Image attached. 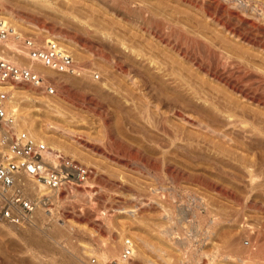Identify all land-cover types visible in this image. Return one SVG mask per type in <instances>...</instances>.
I'll return each mask as SVG.
<instances>
[{
  "label": "rangeland",
  "instance_id": "rangeland-1",
  "mask_svg": "<svg viewBox=\"0 0 264 264\" xmlns=\"http://www.w3.org/2000/svg\"><path fill=\"white\" fill-rule=\"evenodd\" d=\"M146 1L160 8L165 18L174 17L178 30L184 25V32L192 31L187 36L179 32L175 39L165 26L156 38H140L157 49L163 64L159 73L167 71L172 57L178 60L175 68L194 74L160 41L169 39L196 58L211 60L193 42L203 37L218 57L209 60L210 65L224 68L226 61H235L225 73L264 92L262 85L236 69L238 64L255 65L258 73L264 72V0H190L191 5ZM45 2L52 8H45ZM126 2L5 0V13L15 19L14 24L8 20L13 35L42 43L57 41L84 70L81 77L42 72L53 78V97L28 84L13 86L20 91L14 97L20 123L25 119L30 129L37 123L47 143L76 145L77 160L92 168L87 180L92 195L86 198L80 188L77 196L62 192L42 207L43 215L35 214L20 228L0 221V264H89L93 254L103 263L118 258L125 238L143 254H132V264H143L145 256L163 264L155 258L154 248L164 249L172 261L184 258L188 264H264V134L193 109L185 118L173 115L171 105L183 98L154 75L145 76L116 42L143 35L126 21ZM0 52L21 66L30 64L26 58L15 60L5 46ZM202 78L205 94L221 103L229 101L230 91L209 84L211 80L201 73L191 81L200 88ZM237 104L242 107L238 111L243 109L264 131V111L243 100ZM24 226L31 227L26 237L19 234ZM166 230L173 236L163 238ZM182 242L187 244L184 251ZM109 243L115 254L105 250ZM191 252L207 257L195 260Z\"/></svg>",
  "mask_w": 264,
  "mask_h": 264
},
{
  "label": "bare ground",
  "instance_id": "bare-ground-1",
  "mask_svg": "<svg viewBox=\"0 0 264 264\" xmlns=\"http://www.w3.org/2000/svg\"><path fill=\"white\" fill-rule=\"evenodd\" d=\"M176 1H179L184 5H191L192 4L190 0H176ZM124 4L125 3H123V5ZM43 6L45 8H52L51 5L49 3H46V2H45V4H43ZM124 8H125L124 11H125L126 21L129 23V25L138 29V31L141 32L143 35H140L138 37L135 35H131V37L129 39L118 38L116 42H117V44H119L121 49H123L124 53L128 54L127 58L130 60V62L142 67V69L144 70L145 76H148L149 73L152 76L154 75L153 77L160 80L161 85L170 86L171 90L174 93L178 94L181 99L183 98V100L175 102L173 105H171V112L173 115H175L177 118H183V117L185 118V115L188 113H192L189 111H192V109H193L196 112H202V113H206V114L213 115V116H222L226 119V122H227L226 124H228V125H243V127L249 126V128L251 129V131L253 133L264 134V131H262L259 128H256L257 126H254L255 123L253 124L250 121L251 119L249 120L246 117L247 115L245 116V111L243 109L241 111H238L239 108H242L241 105L237 104L238 100H243L246 103H249L250 105L256 106L257 109L264 111V92L258 93L257 90H255L253 88V86L243 85V83L239 82L236 79H233L232 76L225 73L224 69L227 68L226 66H229L230 63H234L235 61L230 62V60L228 59L230 62L228 64V61H226V59H225V61L227 63L224 64L225 62L223 61L224 62L223 64L225 66L224 68L221 67L223 65H217L216 63H215V65H210V61L213 59V57H214V61L216 58L218 59V57L216 55V52L211 50V48L213 47L212 43L211 42L209 44L206 43L207 40H205L203 37H201L202 40H200V41L195 40L193 42H194V44L197 45L198 49H200L199 47H201L202 49L204 48L206 53L209 56H212L211 60L209 58H204V57L203 58H196L195 57L196 55L194 56V54L191 51L189 52V51L183 50L181 45H179L178 43L171 44L169 42V39H167L166 41L165 40L160 41V43L165 45V47L171 49V51H173L175 53V55H174L175 57L180 59L182 62L189 64L190 68L194 69L193 70L194 74L189 75L188 70H185L182 67L175 68L174 64H176V61H178V60H175V58H172V57H169V59L171 61L169 62L170 64H169V68H167V71L165 73H159V72L163 71L162 70L163 64L160 60L157 59L158 54L155 53V51L157 49L155 50V48H153L151 44H143V42L140 41V38L143 36L150 38V39L156 38L158 36L157 34H161L162 27L166 26L165 29H167V31H173L174 32L173 37L176 39L177 35L184 32L183 31L184 25H182L180 27L181 29L178 30L177 29L178 23L173 20L174 17H172V19H170L171 17L165 18V15H162V13H161L162 11L160 10V8L152 7L146 0H137V1L136 0H127ZM6 9L7 8L5 5V0H0V19L4 20L6 23L9 22L8 20H10L12 22V24H14L15 19L11 15H9V13H5ZM61 14L65 15V16L73 17L74 19H78L71 12H63ZM160 16H162L165 19V21L160 20L159 19V18H161ZM263 21H264V19H263ZM164 23H166V24H164ZM8 25H9V23H8ZM259 29H261V27H259ZM184 33L183 34L185 36H187L188 34L192 33V31L189 33V31L186 30ZM16 34H18V36L21 37V35L19 33H16ZM193 35H194V33H193ZM170 36H168V37H170ZM159 37H161V35ZM180 38H182V37L180 36ZM180 40H182V39H180ZM36 41L39 43H42L38 40H36ZM7 42H9V43H7ZM47 42L45 41L44 43H47ZM171 42H173V41H171ZM215 45H217V44H215ZM4 46H5V51H9L15 55L14 56L15 60L18 58H23V59L26 58L30 62L29 66H26V67H31L33 70L38 72L39 75L45 77L44 75H42V72L49 75L51 73L50 71L58 74V72L53 71L47 67H44L39 62L33 61L30 58V56L22 49L20 41H18L17 38L15 39V37L13 35H12V38H10L9 40H7L6 42L3 43V45L0 47V49L3 48ZM188 50H189V48H188ZM206 53H205V56H206ZM1 54L2 53L0 52V57H2ZM203 54H202V56H203ZM223 55L225 56V54H223ZM261 56H262V54H261ZM221 58H222V56H221ZM226 58H228V57H226ZM9 60L12 61V59H9ZM219 60H221V59H219ZM73 61H74V59H73ZM74 63L77 67H79L80 73L79 74H73V75L67 74V75L81 77L84 74V72H83L84 70L75 61H74ZM16 64L21 65L19 62H17ZM150 67H151V69H150ZM228 69H230V68H228ZM236 69L239 70L240 72H242V75H248L250 78L257 81L260 85L263 86V89H264V72L262 74L258 73V69L255 67V65H252L251 67H246V66L243 67V66H240V64H238L236 66ZM226 72H227V70H226ZM124 73L128 75V73H126V71H124ZM200 73L202 75H204V77H205L204 79H210L211 80L209 84H211V83L212 84H214V83L220 84L223 87H225L226 90L230 91L229 93L231 96H230L229 101H225V103H221L218 100L214 99L213 97L211 98L210 96L205 94L203 92V87L205 85L206 80H203V78L201 81H199V87L200 88H197L196 85L191 81V77L196 78V75L200 74ZM59 74H63V73H59ZM45 78H47V80L52 82V79H53L52 77H45ZM21 84H28V83L19 82V81L0 82V90L6 89L9 92L7 107L10 109L16 110L18 116H19V111L17 108H15L16 103H15L14 97L20 91L18 92L16 90L17 88L14 87L13 85H21ZM28 85H29V87H32V88L38 90V92L42 93L43 95H45L47 97H53V96L46 95L38 87H36L32 84H28ZM17 120H18V118H17ZM21 120H22L21 121L22 124L20 123V120H18V122L16 124L17 128L19 130H26L29 134H31L35 138L45 142L49 147L59 149L61 151L68 153L69 155L73 156L76 159H80V157H79L80 152H78L79 150L77 151L76 145L74 143H71L68 141H64L62 143L58 142L59 145L58 144L54 145L53 143H51V144L47 143L44 140V138L41 136L40 128L38 125H36L37 123L36 124L32 123L33 127L30 129L29 127H26L27 121H25V119H23V118ZM207 127H209V126H207ZM91 185L92 184H88V181H86V182L80 184L79 187H77V188H80L81 192L83 191V195L86 196V198H89L92 195V191L88 190V189H91ZM77 188L72 189L70 191V193L74 194V196H77L78 195L77 194ZM42 193H43V191H41V189L39 191L38 190L35 191V194L40 195ZM57 196L58 195L50 196L49 201L50 202L55 201ZM42 207L43 206H41V205L38 206L36 208L33 216L35 214H38L40 216L43 215L45 212H44V209ZM162 211L166 212L165 209H162ZM24 224H26V223H23L21 225H24ZM8 225H10V224H8ZM13 226L19 227L20 225H18V226L11 225V227H13ZM11 227L9 228L10 230L13 229ZM21 228H22V226H21ZM29 228H31V227H29ZM29 228L26 226L25 228H23L19 231V234L22 236L25 235V237H26L27 234H29V233L31 234V229H29ZM161 235L163 238L167 239V237L173 236V233H171L169 230H166V231L162 232ZM121 238H122V235H121ZM121 240L123 241V239H121ZM121 240H120V244L122 243ZM28 241H30V240L28 239ZM33 241H36V240H33ZM29 243H32V242H29ZM36 243L38 244V243H42V242L39 241ZM104 247L108 253L115 254V247L113 246V244L109 243V244H106ZM181 247L183 248V251H184L187 247L186 242H182ZM120 249H122V248H120ZM153 253H154L155 258L160 259L163 262V264H188L189 263L188 260H186V262H185L183 260L184 258H179L178 261H176V260L172 261L173 258H171L170 255L162 248H154ZM185 253H187V252L185 251ZM240 253H242V251ZM133 254H134V256H137V257H140L143 255L141 251H136V249H133ZM228 255H229L228 253H225L224 258L228 257ZM92 256H95L99 260V263L97 262L98 264L102 263L101 256H99V255L97 256L96 254H93ZM199 256L200 257L201 256L207 257L204 253H202L198 256L195 252L190 253V258H192V259L193 258L195 259ZM143 258H144L143 264H156L154 261L149 259L148 256H145ZM195 263L197 264V262H195Z\"/></svg>",
  "mask_w": 264,
  "mask_h": 264
},
{
  "label": "built area",
  "instance_id": "built-area-1",
  "mask_svg": "<svg viewBox=\"0 0 264 264\" xmlns=\"http://www.w3.org/2000/svg\"><path fill=\"white\" fill-rule=\"evenodd\" d=\"M12 29L0 19V47L12 38ZM30 58L63 74H79L71 53L57 41L39 43L30 37L13 35ZM98 77V76H96ZM19 81L38 87L48 96L56 86L31 67L0 57V82ZM9 92L0 90V221L10 225L28 223L38 206L48 207L50 196L70 192L86 182L92 168L49 147L26 130L17 128V111L7 107ZM43 191L35 194L36 190ZM248 245V240H244ZM133 241L125 238L117 259L101 264H132ZM89 264H98L91 257Z\"/></svg>",
  "mask_w": 264,
  "mask_h": 264
}]
</instances>
